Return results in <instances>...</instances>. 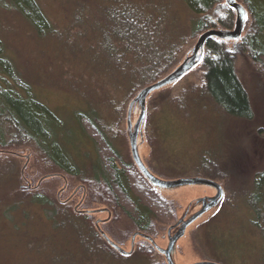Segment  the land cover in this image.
<instances>
[{"label":"rangeland","instance_id":"374dc122","mask_svg":"<svg viewBox=\"0 0 264 264\" xmlns=\"http://www.w3.org/2000/svg\"><path fill=\"white\" fill-rule=\"evenodd\" d=\"M3 1L6 6V0ZM39 1L52 22L65 26L69 19H66L57 0ZM3 14L7 57L21 72L13 75L12 80L18 88L24 86L23 80L31 84L34 100L46 107L57 120L58 125L53 132L49 128L46 130V139L53 144L51 148L58 149L61 145V157L69 164L68 168L81 173L70 176L66 173L67 168L58 170L50 167L37 148L20 141L23 147H19L17 153L24 177L18 182L17 192L40 185L42 193L52 200L67 202L71 208L88 213L99 230L128 252L132 250V236L146 227L148 229L143 231L151 235L159 247L167 249L168 232L172 226L199 212L202 207L200 199L214 196L216 188L204 184H188L174 189L152 186L139 173L132 156L128 103L119 127L121 135L113 141L114 149L124 162L118 161L117 166L125 165L131 190L141 196L144 204H152L153 198L157 200L154 194L147 191L150 188L169 204L157 207L154 202L157 215L149 212L145 218H142L143 214L135 212L136 206L123 199L120 193L118 198L110 197L105 202L96 197L90 205L83 206V199L90 191L81 179L82 171L87 172V178H97L96 167L100 179L106 181L112 180V174L98 157L100 145L91 139L82 126L81 118L87 104L67 89L70 85L67 72L74 67L76 69L75 63L55 37L46 34L38 36L28 22L17 17L9 8ZM186 14L187 21L181 19L184 27L186 23L188 26L191 17L187 7ZM245 27L243 34L248 29L246 21ZM191 33L188 26L189 43L168 74L192 55L199 37L192 39ZM263 38V35L259 36L258 41L263 43ZM226 46L240 79L251 94L253 118L230 116L215 106L209 97L201 94L205 75L201 57L181 78L149 94L145 121L137 142L143 163L157 177L176 180L201 176L218 181L225 190L223 201L194 221L175 244L172 252L175 264L202 261L264 264V215L262 209L258 208L261 200L252 197L255 183L264 174V66L245 51L241 39H228ZM14 65L11 67L15 69ZM3 78L4 75L0 74V79ZM5 86L6 89L12 87L10 83L5 85L0 82V92ZM140 113V106L136 105L131 116L133 125L137 123ZM2 150L9 151L7 148ZM51 174L57 176L47 178ZM256 208L260 212L259 218L254 210ZM50 214L51 211L48 217ZM148 243L137 238L134 247L136 259L146 258L150 254L154 259L153 264H168L165 255L157 248L153 249L151 243L153 248H143ZM24 252L10 234L4 240L0 239V264H21Z\"/></svg>","mask_w":264,"mask_h":264},{"label":"trees","instance_id":"16d2710c","mask_svg":"<svg viewBox=\"0 0 264 264\" xmlns=\"http://www.w3.org/2000/svg\"><path fill=\"white\" fill-rule=\"evenodd\" d=\"M57 1L69 19L65 26L52 22L39 0H6V6L0 0V74L4 75L0 82L12 85L8 89L1 88L3 92H0V239L10 234L22 246L25 252L21 264H153L150 254L143 260L136 259L135 250L126 255L120 253L103 237L88 213L71 208L67 202L52 200L42 193L40 185L17 192L18 182L24 177L17 153L19 147H23L20 141L37 148L50 167L67 168L70 176L81 173L68 168L69 164L61 157V145L58 149L51 148L53 144L46 139V130L53 132L57 120L34 100L31 84L23 80L24 86L18 88L12 80L13 75L21 72L7 57L3 11L12 10L28 22L38 36L55 37L75 63L76 69L67 72L70 77L67 89L87 104L82 126L100 145L98 157L113 180L100 179L96 167L97 178H87V172L82 171L81 179L90 191L83 199V206L90 205L96 197L105 202L110 197L118 198L120 193L136 206L135 212L143 214L142 218L149 212L157 215L154 202L157 207L169 203L150 188L147 191L157 200L153 198V203L149 204L143 198L144 204L141 196L131 190L125 165L121 169L116 166L117 161L122 162V157L114 149L113 141L121 135L119 127L126 106L142 89L167 76L189 43L188 26L192 39L213 29L232 30L237 25V12L225 0ZM237 1L248 12L245 20L248 29L239 39L245 51L264 66V42L258 41L259 36H264V0ZM186 7L191 17L184 27L181 19L187 21ZM228 39L211 37L204 44L205 75L201 94L228 115L251 119V94L235 69L226 46ZM5 148L9 151L2 150ZM56 176L51 174L47 178ZM260 178L252 197L261 200L258 208L264 215V174ZM255 213L259 218L257 208ZM146 229L148 227L143 228ZM144 247L153 248L150 243Z\"/></svg>","mask_w":264,"mask_h":264},{"label":"water","instance_id":"95a60500","mask_svg":"<svg viewBox=\"0 0 264 264\" xmlns=\"http://www.w3.org/2000/svg\"><path fill=\"white\" fill-rule=\"evenodd\" d=\"M227 3L237 12V25L234 30H224V29H213L204 32L197 41L196 45L193 47V53L190 57L186 58L184 62L176 67L174 70L170 72L167 76L161 78L159 81L149 84L147 87L142 89L138 94L137 98L130 104L129 106V111L127 115V121H128V130L130 133V144H131V152L132 156L134 158V161L141 169L143 174L145 175L146 178L150 181V183L157 187L161 188H169V189H174L179 186H184L188 184H204L208 186H213L217 189L216 195L212 196L211 198H201L199 203L202 204V207L200 208L199 212L195 213L193 216H191L189 219H181L178 223L182 224L178 232L174 235L171 234V230H169L168 235H169V244L167 246V249H162L159 247L156 242L152 239V243L154 246L163 254L165 255V259H167L168 264H175L174 260L172 258V252L174 250L175 244L178 242V240L184 236L186 233L187 228L193 224L194 221L199 219L202 215L205 213L209 212L212 207L216 206L219 201L221 200V196L223 194V188L220 186L219 183H217L214 180H210L204 177H187V178H180L176 180H167V179H161L154 175L153 173L150 172V170L145 166V164L142 161L141 155H139L138 152V138L140 135V128L142 124L144 123V119L146 116V104L148 100V96L151 92L160 89L163 86H166L172 81H175L179 78H181L185 73L190 71L194 65H196L199 61V59L202 57L203 51H204V44L206 40H208L211 37H220L222 39H228L231 38L233 40H239V38L242 36V31L245 27V20L247 18V11L245 7L237 0H225ZM134 105H139L141 109V113L138 117L137 123L133 125V122L131 121V116H132V111H133V106ZM98 225V223H97ZM178 226V225H177ZM102 235L106 240L115 248L117 249L120 253L122 254H130L132 253L133 245H132V251L128 252L125 249L120 248L111 238H108L105 232H103L100 229ZM136 234L133 236L134 240ZM194 264H220L218 262H211V261H202Z\"/></svg>","mask_w":264,"mask_h":264},{"label":"flooded vegetation","instance_id":"af4514ba","mask_svg":"<svg viewBox=\"0 0 264 264\" xmlns=\"http://www.w3.org/2000/svg\"><path fill=\"white\" fill-rule=\"evenodd\" d=\"M140 132H141V128H140ZM118 162V161H117ZM117 162H116V166H117ZM123 162V161H122ZM122 162H120V163H122ZM124 163V162H123ZM120 169H121V167H119ZM211 180V179H210ZM212 180H214V179H212ZM214 181H216V180H214ZM217 183H218V181H216ZM221 186V185H220ZM222 187V186H221ZM223 188V194H222V196H221V200L219 201V203L216 205V206H218L222 201H223V195H224V192H225V190H224V187H222ZM216 193H217V189H216ZM216 195V194H215ZM212 197V196H211ZM211 197H206V198H211ZM216 206H214V207H216ZM214 207H212V208H214ZM106 209V208H105ZM108 209V208H107ZM212 209H210V211H211ZM254 210H256V209H254ZM81 212H84V211H81ZM178 225V226H177ZM181 225L182 224H176V225H174V226H172L173 228H172V230H171V234L172 235H174V234H176L177 232H178V230L180 229V227H181ZM175 230V233L173 234V231ZM136 234V238H135V240H134V235L132 236L133 238H132V244H131V249H132V245H133V249H134V247H135V243H136V240H137V238L139 237V238H141L142 240L144 239V240H146V241H148V242H150L152 245H153V247L154 248H156L155 246H154V244L152 243V239H154L151 235H149L148 233H146V232H141V231H138V232H136L135 233ZM132 251V250H131Z\"/></svg>","mask_w":264,"mask_h":264}]
</instances>
